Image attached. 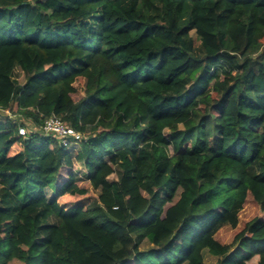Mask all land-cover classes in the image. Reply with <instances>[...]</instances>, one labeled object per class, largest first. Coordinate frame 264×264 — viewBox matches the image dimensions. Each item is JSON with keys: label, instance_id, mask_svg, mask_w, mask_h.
Returning a JSON list of instances; mask_svg holds the SVG:
<instances>
[{"label": "trees", "instance_id": "1", "mask_svg": "<svg viewBox=\"0 0 264 264\" xmlns=\"http://www.w3.org/2000/svg\"><path fill=\"white\" fill-rule=\"evenodd\" d=\"M2 113L0 264H264V0H0Z\"/></svg>", "mask_w": 264, "mask_h": 264}, {"label": "rangeland", "instance_id": "2", "mask_svg": "<svg viewBox=\"0 0 264 264\" xmlns=\"http://www.w3.org/2000/svg\"><path fill=\"white\" fill-rule=\"evenodd\" d=\"M192 37L194 39L197 38L196 32H192ZM196 55L200 56L202 54L201 48L199 46V43L197 44V48L195 49ZM6 115L2 113L0 117L4 118ZM13 120H16L15 118L12 117ZM25 125L31 130V131H36V129L31 126V123L29 122H23ZM26 131V130H25ZM27 132V131H26ZM80 168H77V171H79ZM83 184V182H80ZM86 184V183H85ZM88 185V184H86ZM50 194V192H49ZM100 194V191L98 192H90V195L88 198L82 201L85 205H90L94 204L97 202L98 196ZM73 204H66V207H71ZM258 209L255 203L252 201L251 198L247 200V202L244 205L243 210L241 211L239 215V224L237 228H231V227H224L219 231V233L216 235V239L223 245H230L232 242H234L235 236L242 231L244 228L245 224L249 221H251L253 218L258 216ZM141 250L146 251L151 249L153 246L148 242V240H144L142 243H140ZM218 257L213 256L211 253L208 251L204 252V261L205 264H218Z\"/></svg>", "mask_w": 264, "mask_h": 264}, {"label": "built area", "instance_id": "3", "mask_svg": "<svg viewBox=\"0 0 264 264\" xmlns=\"http://www.w3.org/2000/svg\"><path fill=\"white\" fill-rule=\"evenodd\" d=\"M43 131L47 135L53 134L57 136L64 146L69 145L71 140L79 141L83 138L80 133L74 131L72 128L64 124V122L60 118L57 117H52L47 120L43 126ZM19 133L22 136L26 135V131L24 128H20Z\"/></svg>", "mask_w": 264, "mask_h": 264}]
</instances>
